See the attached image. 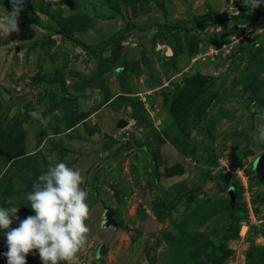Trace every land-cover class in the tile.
Wrapping results in <instances>:
<instances>
[{
    "label": "rangeland",
    "instance_id": "rangeland-1",
    "mask_svg": "<svg viewBox=\"0 0 264 264\" xmlns=\"http://www.w3.org/2000/svg\"><path fill=\"white\" fill-rule=\"evenodd\" d=\"M17 26L0 35V206L32 214L63 160L88 193L76 264H264V3L24 0Z\"/></svg>",
    "mask_w": 264,
    "mask_h": 264
},
{
    "label": "clouds",
    "instance_id": "clouds-1",
    "mask_svg": "<svg viewBox=\"0 0 264 264\" xmlns=\"http://www.w3.org/2000/svg\"><path fill=\"white\" fill-rule=\"evenodd\" d=\"M11 11H0V35L7 36L18 30L17 17L24 0H9ZM54 3V0H50ZM247 8H255L264 0H242ZM30 116L41 124L46 118L36 111ZM261 119H264L262 114ZM257 141L264 143V124L257 128ZM79 168H73L63 160L49 163L25 194L27 207L32 214L23 218L17 215L19 206H0V234L4 237L6 251L0 256L6 264H26V254L35 250L41 264H76L77 253L84 247L89 227L88 193L81 187ZM18 221L15 227H10Z\"/></svg>",
    "mask_w": 264,
    "mask_h": 264
},
{
    "label": "water",
    "instance_id": "water-1",
    "mask_svg": "<svg viewBox=\"0 0 264 264\" xmlns=\"http://www.w3.org/2000/svg\"><path fill=\"white\" fill-rule=\"evenodd\" d=\"M122 125V123H120ZM252 168L255 173L256 179L260 184L264 185V152L258 155L252 162ZM228 194L230 195V204L234 205V192L233 187L229 186L227 189Z\"/></svg>",
    "mask_w": 264,
    "mask_h": 264
},
{
    "label": "trees",
    "instance_id": "trees-1",
    "mask_svg": "<svg viewBox=\"0 0 264 264\" xmlns=\"http://www.w3.org/2000/svg\"><path fill=\"white\" fill-rule=\"evenodd\" d=\"M64 36V35H63ZM70 40L75 43L76 45L80 46L83 50L87 51V52H94L95 49L94 48H88V46L81 44L80 42H78V40H76L75 38H70Z\"/></svg>",
    "mask_w": 264,
    "mask_h": 264
}]
</instances>
